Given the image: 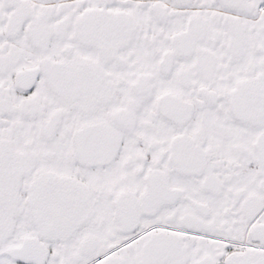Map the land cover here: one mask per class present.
I'll return each mask as SVG.
<instances>
[{"label":"snow or ice","instance_id":"6c2138e0","mask_svg":"<svg viewBox=\"0 0 264 264\" xmlns=\"http://www.w3.org/2000/svg\"><path fill=\"white\" fill-rule=\"evenodd\" d=\"M0 264H264V0H0Z\"/></svg>","mask_w":264,"mask_h":264}]
</instances>
